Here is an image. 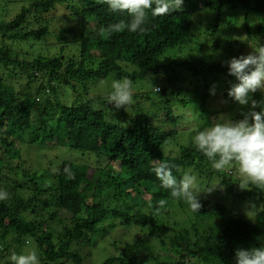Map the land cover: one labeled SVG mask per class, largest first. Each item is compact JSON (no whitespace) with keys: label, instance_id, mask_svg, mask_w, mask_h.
I'll return each mask as SVG.
<instances>
[{"label":"trees","instance_id":"trees-1","mask_svg":"<svg viewBox=\"0 0 264 264\" xmlns=\"http://www.w3.org/2000/svg\"><path fill=\"white\" fill-rule=\"evenodd\" d=\"M252 13H264V0H184L181 11L149 13L146 32L109 34L129 17L95 0H0V187L10 193L0 201V264L32 248L41 264H235L237 248L264 244V191L245 185L235 163L213 170L182 116L193 101L201 115L220 96L233 101L226 62L264 45V21ZM109 76L134 88L156 81L114 111L111 88L96 86ZM164 160L179 167L178 180L191 171L206 182L199 213L160 187L152 168ZM245 197L258 198L247 215ZM118 226L138 235L120 251L93 253Z\"/></svg>","mask_w":264,"mask_h":264},{"label":"clouds","instance_id":"clouds-1","mask_svg":"<svg viewBox=\"0 0 264 264\" xmlns=\"http://www.w3.org/2000/svg\"><path fill=\"white\" fill-rule=\"evenodd\" d=\"M95 3L106 5L112 13H127L129 17L127 21L109 24L106 28L109 34L122 29L130 33H143L147 31L149 13L155 18L181 11L184 0H95ZM252 48L254 51L247 55L241 54L226 62L228 73L237 80L231 84L227 95L240 106H248V110L241 111V119H233L226 114L214 118L211 123L195 131L192 143L195 150L207 158L213 170L226 172L235 163L245 185L250 184L264 191V99L258 101L252 97L257 90L264 93V45ZM210 93L215 94L214 86ZM134 94L131 79H114L106 102L114 111H119L132 104ZM173 169L180 171L177 165L164 160L155 162L152 171L160 187L168 190L172 198L183 200L190 212L199 213L202 207L199 196L204 191L200 190L197 176L185 171L178 180L173 175ZM207 191H211V188ZM9 198L10 193L0 187V201ZM158 203L164 207L167 201ZM3 264H41V259L38 250L32 248L13 252ZM235 264H264V244L237 248Z\"/></svg>","mask_w":264,"mask_h":264},{"label":"rangeland","instance_id":"rangeland-1","mask_svg":"<svg viewBox=\"0 0 264 264\" xmlns=\"http://www.w3.org/2000/svg\"><path fill=\"white\" fill-rule=\"evenodd\" d=\"M18 9H19V7H17V9L15 11H13V12L11 11L9 16L10 15L14 16L16 14V12L18 11ZM60 12L55 13V15H57ZM196 15H197V13H196ZM196 15H195V18H196ZM251 15L255 19L259 18V19H262L264 21V13H261L258 16H254V13H252ZM63 17L64 16H59L58 18H56V22H58V23L61 22ZM202 18H203L204 22H205V20L209 21L210 15L208 13H206L202 16ZM240 21H243L242 17L240 18ZM56 22H55V25H56ZM233 22L235 24H237L238 21L237 22L233 21ZM249 49L250 48L247 47L244 50V55H247L248 53L252 52V51H250L251 49L250 50ZM166 61H168V60H166ZM155 81H156L155 77H149V79H147V80L143 79L141 81H138L135 84V89H137V90L142 89L145 91H150L152 89V87L154 86ZM111 83H112L111 76H109L105 80H98V85L96 84V86H97V88H99L100 91H106L109 88H111ZM211 84H212V86L215 87L217 82L212 81ZM218 84H220V82ZM97 88H96V90H98ZM155 89H159V87H155ZM218 98H219V100L222 101V103H219L217 101L211 102L208 106V111L202 115H201L200 110L197 107L199 102H196V101L190 102L186 112H183L182 116H184V121L186 123L185 125L188 126V129L191 131V133L189 135L192 139H193V136L195 134V131L199 130L202 126H206L208 123H211L214 118H217L221 114H226V115H229L232 118H234L236 116V114L241 113V111H247L248 110V109H243V107L248 108V106H240L235 101L229 102L227 99H224L223 96H220ZM142 100H144V99H142ZM228 103L230 104V107H229ZM148 104L149 103H147L145 101H143V103H142V105L144 106V109L146 111L153 112L154 109L157 111V109L155 107L156 105H153L154 106V108H153L152 106H149ZM188 111L190 112L192 118L185 117V115H189ZM180 113H182V112H180ZM157 115H159V113ZM163 123H166V122H163ZM169 128H171L170 124H169ZM166 151L167 152H165V153H168L170 151V149H167ZM58 153L60 156H63L64 154H66L65 151L61 150V149L58 150ZM65 157L72 158V155L65 156ZM51 158H52V156H51ZM45 167H47V165L42 162V168L41 169H43ZM60 167H61V164H59V163H55V164L49 166V168L52 171H55ZM198 181H199V183L203 182L202 179H200V178H198ZM203 183L206 184V182H203ZM209 186L212 187L213 183H211ZM206 195H207V191H206ZM213 198L222 202L221 200H223V198H224V192L223 191L217 192V195H215ZM136 201L138 202L139 198H136ZM255 204H256V206L258 205V198L257 197H245V199L241 201V208L240 209H243V211L247 215L248 213H250L252 211ZM179 212L181 214L179 216V219L180 220L184 219L185 215L181 211H179ZM137 235H138V231L134 230V228L125 229L123 227L118 226L113 231L109 230L105 234V237H103L102 239H99L97 247L95 249H93L92 252L96 253V252L101 251L102 253H105V254H111V253H114L115 251H120L122 249V245L124 242L130 241V240L136 238ZM112 242H117V245H118L117 248L114 247Z\"/></svg>","mask_w":264,"mask_h":264}]
</instances>
